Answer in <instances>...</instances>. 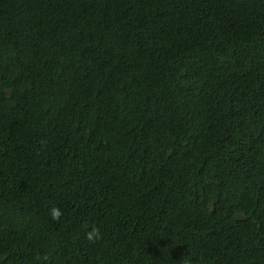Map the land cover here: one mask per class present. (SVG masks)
I'll return each mask as SVG.
<instances>
[{
  "label": "trees",
  "instance_id": "1",
  "mask_svg": "<svg viewBox=\"0 0 264 264\" xmlns=\"http://www.w3.org/2000/svg\"><path fill=\"white\" fill-rule=\"evenodd\" d=\"M0 264H264V0H0Z\"/></svg>",
  "mask_w": 264,
  "mask_h": 264
},
{
  "label": "clouds",
  "instance_id": "2",
  "mask_svg": "<svg viewBox=\"0 0 264 264\" xmlns=\"http://www.w3.org/2000/svg\"><path fill=\"white\" fill-rule=\"evenodd\" d=\"M50 216H51L52 220H59L62 216V212L58 208H52L50 210ZM87 239L90 242H95V241L101 239L100 230L96 227H93L92 230L87 233Z\"/></svg>",
  "mask_w": 264,
  "mask_h": 264
}]
</instances>
